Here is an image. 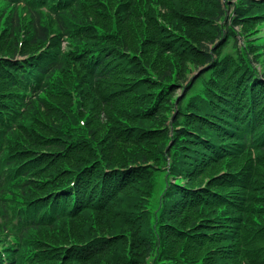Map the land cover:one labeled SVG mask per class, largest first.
Masks as SVG:
<instances>
[{
    "label": "trees",
    "instance_id": "trees-1",
    "mask_svg": "<svg viewBox=\"0 0 264 264\" xmlns=\"http://www.w3.org/2000/svg\"><path fill=\"white\" fill-rule=\"evenodd\" d=\"M263 28L264 0H0V264H264Z\"/></svg>",
    "mask_w": 264,
    "mask_h": 264
},
{
    "label": "rangeland",
    "instance_id": "rangeland-1",
    "mask_svg": "<svg viewBox=\"0 0 264 264\" xmlns=\"http://www.w3.org/2000/svg\"><path fill=\"white\" fill-rule=\"evenodd\" d=\"M25 21L22 20V25H23V28L22 29H25V28L28 27L26 25ZM258 34L264 36V30H262ZM253 37H256V36H253ZM227 51L234 52V47L231 44H228L224 49H222V54L226 53ZM197 70H196V68H194V66L188 67V71H187V74H186L187 77H189L191 74H193ZM207 76H208V73H204L200 78L199 77H196L194 79V83L192 84L191 88L187 92V96L183 100V105L185 104V102L189 98V96H191V95L199 92L202 89L203 81L206 79ZM186 83L187 82H183L184 85ZM182 92H183V90L182 91H180V89L178 90V94L181 95ZM171 131L172 130H170V132ZM168 143L170 144V142H168ZM263 157H264V155H263ZM156 165L159 166V167H158L157 170L153 171V174H154L153 175V180L155 182V186L153 187V190L151 192V199L148 202V204H149L148 206L149 207L151 206V208H152L151 210H154L155 209L156 202L158 201L157 198L160 195V192L163 190L162 187H164V185H165L164 182H165V175H166V172H167V169H168V160L165 161V160L162 159L159 162H157Z\"/></svg>",
    "mask_w": 264,
    "mask_h": 264
}]
</instances>
